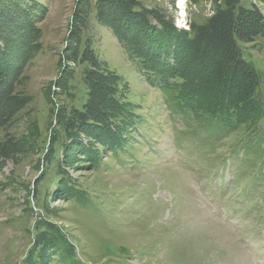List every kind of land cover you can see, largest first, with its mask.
Segmentation results:
<instances>
[{
  "label": "rangeland",
  "instance_id": "obj_1",
  "mask_svg": "<svg viewBox=\"0 0 264 264\" xmlns=\"http://www.w3.org/2000/svg\"><path fill=\"white\" fill-rule=\"evenodd\" d=\"M37 1L43 6L35 19L39 46L23 66L20 85L30 99L0 129V139L25 143L0 161V264H264V118L214 132L171 112L159 79L147 77L110 26L97 20L93 6L80 36L83 44L90 39L102 65L117 75V96L129 102L133 116L114 151L92 139L99 149L96 165L76 152L63 160L66 148L54 146L55 161L44 170L35 205V181L56 124L52 112L66 96L55 91L78 10V0ZM138 1L159 8L180 28L211 12L208 1L185 0L184 16L177 0ZM241 4L257 6L264 16V0ZM148 31L147 40L155 41ZM241 47L264 75V35ZM70 67L72 81L81 83L84 64ZM262 85L264 98V79ZM58 160L73 180L67 185L84 190L83 198L60 190L59 178L66 175L54 170ZM40 218L71 241L77 262H63L52 248L41 250Z\"/></svg>",
  "mask_w": 264,
  "mask_h": 264
},
{
  "label": "trees",
  "instance_id": "obj_2",
  "mask_svg": "<svg viewBox=\"0 0 264 264\" xmlns=\"http://www.w3.org/2000/svg\"><path fill=\"white\" fill-rule=\"evenodd\" d=\"M186 1L189 5L208 1L211 12L202 21L190 19L187 28H180L159 8L145 7L138 0H78L71 43L64 51L63 70L55 91L67 97L58 98L56 113L52 107L56 124L48 150L43 155V173L34 185L36 206L38 184L48 174L44 170L47 171L50 163L55 161L54 146L66 148L63 160L66 156L70 159L71 153L76 152L89 165H96L99 149L97 144L93 146L92 139L114 151L119 148L115 141L133 116L129 102L117 96V75L102 65L89 38L83 44L80 34L86 27L91 6L97 20L110 26L118 40L144 67L147 77L151 81L159 79L156 84L161 87L171 112L181 113L184 120L194 119L200 124L198 126L214 132H228L264 118L261 93L264 75L246 58L241 47L242 43L264 35L261 11L253 4L242 5L241 0ZM42 10L43 6L37 0H0V129L30 99L20 86L24 77L22 69L39 46L37 40L41 29L35 19ZM147 30L155 35V41L147 40ZM70 62L84 64L79 84L72 81L75 68L70 67ZM81 134L86 138L85 142L80 138ZM21 141L22 138H1L0 161L24 149L25 143ZM55 166H58L54 169L56 172L66 175L59 178L60 190L68 196L77 194L83 198L84 190L67 185L73 180L59 160ZM55 180L58 182V178ZM48 193L49 190L44 188L43 197ZM84 200L80 199L81 203L87 202ZM38 225H44L37 236L41 250L46 252L52 248L63 262L67 258L77 262L73 244L56 225L42 218Z\"/></svg>",
  "mask_w": 264,
  "mask_h": 264
},
{
  "label": "bare ground",
  "instance_id": "obj_3",
  "mask_svg": "<svg viewBox=\"0 0 264 264\" xmlns=\"http://www.w3.org/2000/svg\"><path fill=\"white\" fill-rule=\"evenodd\" d=\"M185 0H177V5L180 10V16H184L185 8H184Z\"/></svg>",
  "mask_w": 264,
  "mask_h": 264
}]
</instances>
